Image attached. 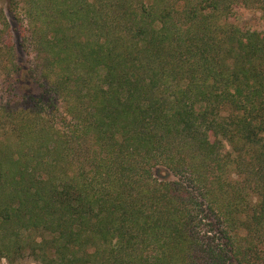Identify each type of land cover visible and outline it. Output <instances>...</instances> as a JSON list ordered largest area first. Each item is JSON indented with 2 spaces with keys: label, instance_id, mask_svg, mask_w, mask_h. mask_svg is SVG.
Returning a JSON list of instances; mask_svg holds the SVG:
<instances>
[{
  "label": "trees",
  "instance_id": "trees-1",
  "mask_svg": "<svg viewBox=\"0 0 264 264\" xmlns=\"http://www.w3.org/2000/svg\"><path fill=\"white\" fill-rule=\"evenodd\" d=\"M5 1L0 260L264 264V0Z\"/></svg>",
  "mask_w": 264,
  "mask_h": 264
},
{
  "label": "rangeland",
  "instance_id": "rangeland-1",
  "mask_svg": "<svg viewBox=\"0 0 264 264\" xmlns=\"http://www.w3.org/2000/svg\"><path fill=\"white\" fill-rule=\"evenodd\" d=\"M7 7V2L5 0H0V8L5 9ZM10 21L13 25V27H15L14 21L12 20V17L9 15ZM20 37L18 36L17 33H15L14 35V41L17 45V63L18 65L23 68L24 70L21 72V83L17 85L16 89L18 93H30L33 96H37L39 93V88L34 85L31 81V79H29V77L26 74V69L28 68L29 65V59L28 57L22 53V51L19 49L18 45L20 42ZM10 99V92L7 89V85H5L4 82V78L2 76H0V106L2 104H4L6 101H8ZM156 175L160 178H164V179H168V180H172V176L167 174V173H159L156 172ZM0 264H7L6 261L4 260H0ZM23 264H35L33 262H25Z\"/></svg>",
  "mask_w": 264,
  "mask_h": 264
}]
</instances>
